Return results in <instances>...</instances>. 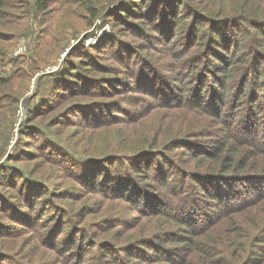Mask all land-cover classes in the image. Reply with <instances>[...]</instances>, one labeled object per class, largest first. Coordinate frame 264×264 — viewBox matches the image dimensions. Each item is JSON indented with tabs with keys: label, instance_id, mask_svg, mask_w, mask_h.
I'll use <instances>...</instances> for the list:
<instances>
[{
	"label": "rangeland",
	"instance_id": "1",
	"mask_svg": "<svg viewBox=\"0 0 264 264\" xmlns=\"http://www.w3.org/2000/svg\"><path fill=\"white\" fill-rule=\"evenodd\" d=\"M259 1H262L261 7L264 6V0ZM172 2L164 3L170 5L168 12L164 14L163 6L153 0H109L97 5V14L91 17L89 10L85 8L86 0H46V8L34 9L35 16L20 18L18 23L11 26L13 38L6 46V59H0V77H9L11 82V86L2 84L1 87L5 91L13 89L17 95L11 119L5 112L6 108H0V264H69V260L78 262L76 264H166L160 261L148 263L142 261V258L155 253L166 255L169 252L166 249L171 250L175 245H179L177 242L180 239L172 238L184 232L183 229H177L179 224L166 216L149 211L129 210L122 215L129 218L123 220L115 229H99L89 215L90 206L84 211L80 207L81 202L76 199L79 185L75 178L81 176L83 170L91 164L87 162L85 166L77 163L75 158H86L88 154L101 153L108 155L105 157L109 159L106 160L108 164H124L123 158L119 160L120 158L114 159L113 156H125L147 146L140 142L139 133L143 128L148 126L152 131L162 129L163 126L157 127L153 121L159 110H154L149 116L133 122L123 123L118 122V119L125 115H136L138 111L145 110L154 103L160 104L159 101L165 102V99L174 98L176 92L169 87L164 91L161 83H173L175 88L180 85L181 81L174 77L182 68H177L176 72L169 69L173 64L180 66L177 62L178 53H184L180 59L187 65V70L191 67L189 65L193 59L202 58L199 56L202 50L207 53L209 46L212 50L208 51V55L217 56L213 52L214 48L222 45L225 38L219 41L217 37L214 40L211 38L208 46L192 45L194 37L187 34L190 29L187 26L192 19L200 20V17L187 14L186 18H180L181 14L177 16L176 12L182 13L184 8L179 7V2ZM250 3L251 6L259 5L253 0ZM122 8L126 9V12H123ZM127 13L128 15H123ZM175 18L183 21V24H176ZM185 22L188 23L185 25ZM161 27L166 29L164 33L159 31ZM216 28L224 32V23L216 24ZM197 37L198 35L196 39ZM9 57L11 60H7ZM128 61H134L135 67L138 63L144 67L142 74L136 76L140 85L134 84L130 68L124 67ZM219 62L216 59L212 69L223 64L222 61ZM72 65L75 68H72ZM71 69L76 70L77 76L69 74ZM243 70L235 74L240 73L241 76ZM209 72L213 75L209 84L214 87L218 84L217 77L215 78L211 70ZM62 79L65 80L63 85ZM195 79L198 78L195 76ZM125 80L130 88L121 90L120 88L125 87ZM253 80L257 94L248 97L246 101L245 96L241 97L240 100L244 102L240 106L236 105V101H229V96H226L227 104L223 108L230 112V116L234 115L235 111H240L238 119L244 118L245 123L250 124L247 131H238L241 137L249 138L250 141L227 142L229 146L247 153L248 158L253 156L252 144L262 145L264 140V94L261 93L264 89L259 90L261 84H264V72ZM32 82L33 88L30 87ZM216 87V93L223 91L219 85ZM154 90L157 91L158 100L155 99ZM192 92L197 96L195 91ZM190 94L191 92L187 91L183 96L180 93L178 97L191 100ZM0 102L6 103V99L1 97ZM85 102L95 105L92 107L97 113H101L99 109L113 106L109 109L110 112H107L106 118H102L103 126L89 127L91 123L98 122L101 116L98 119L85 118L87 124L78 122L82 120V103ZM202 102L204 100L199 103L206 106ZM130 105L134 106V111L128 108ZM218 105L219 102L215 100L210 109L219 111ZM165 112L170 115V122L173 123L168 129L174 133L172 136L187 135L194 130L195 135H200L193 138V141L199 144H189L185 151L206 149L204 144L210 145L212 140L229 131L230 126L226 125V122L231 120L228 117H225V123L214 131L217 136L211 133L206 137L200 132L201 126L196 125L195 113L188 109ZM237 124L238 121L235 122V125ZM182 148L177 146L178 150ZM183 152L184 150L178 156H172L176 163L187 169H199V158ZM255 155L258 160H254L252 167L264 171V156L260 153ZM252 160L250 157L248 163ZM211 166L208 161V167ZM263 183L264 177L250 180L241 189L234 188L230 192L231 196H226L221 202H227L226 206L232 207L252 199L264 192ZM246 187L249 188L248 191ZM92 197H95L94 193L89 199ZM35 199L32 208L30 203ZM202 200L209 201L208 194L204 195ZM211 205L214 203L209 202L206 205L199 202L196 215L201 214L202 209H211L214 212L209 218L215 216V221L218 219L215 214L218 205L209 208ZM250 211L240 223L243 230L251 228L252 220L264 215V206H254ZM182 212L186 213L183 210ZM61 213L67 216L64 222L68 225L64 226L60 234L62 222H56V218L63 217ZM114 217H118L117 214H114ZM201 218L202 215L193 218L188 225ZM221 219L220 217L217 221ZM37 223H46L48 226L38 228ZM201 226L203 230L209 228V224L204 222L199 225L195 223L193 228ZM207 229L205 232L210 230ZM220 230L222 228L216 225V231ZM48 232L52 236L51 242L54 237L59 236L54 244L64 246L62 251L51 249L49 252L48 246H40L44 237L46 240ZM156 233H159L155 238L161 242V246L154 242ZM261 236L263 238L258 243H264V234ZM106 238H109L115 247L105 244ZM167 239L176 241L166 242ZM81 242L82 246H79ZM134 243L138 245L129 246L125 251L120 250L124 245ZM70 244L72 247L68 248ZM128 252L136 255L131 257ZM31 253L35 256L33 261L29 260ZM182 256H187L185 251H182ZM187 262L197 264L190 256Z\"/></svg>",
	"mask_w": 264,
	"mask_h": 264
},
{
	"label": "trees",
	"instance_id": "2",
	"mask_svg": "<svg viewBox=\"0 0 264 264\" xmlns=\"http://www.w3.org/2000/svg\"><path fill=\"white\" fill-rule=\"evenodd\" d=\"M108 1L86 0L85 8L89 10L91 17H95L97 5H102ZM153 1L163 6L162 10L165 11L163 12L164 14L168 12L169 5L164 3L173 1V4L179 2V7L182 6L184 8L182 13L176 12L177 16L181 14L180 18H186L187 14L200 17V20L192 19L190 23H188L189 21L184 23L185 25L188 23L187 27L190 28L187 34L194 37L191 41L192 45L208 46V41L211 38L214 40L215 37L218 38V41L225 38L224 43L219 45V47L215 46L214 48L213 46V52L216 53V57L208 55V51L212 50L210 46L207 48V53H204V50H202L203 52L199 56L204 59H193L192 61L195 64L191 61L190 65L188 64L191 66L188 70L185 69L187 65H184L180 59L184 53H178L177 56L179 58L177 62L180 66L173 64L169 69L175 70V72L177 68L183 69L179 73L176 72L174 77L181 81L180 85H176L175 88L173 83L167 85L161 83V88L164 91L169 87L176 92L173 95L174 98L165 99V102L159 101L158 103L160 104L154 103L147 109L138 111L136 115H125L118 119V122H133L149 116L154 110H159V113L153 117V121L156 122L157 127L163 126L162 129L154 131L147 126L140 131V142L142 141V144H147V146H143L139 150L125 156H113L114 159L120 158L119 160H122L123 158L122 161L125 165L120 162L108 164L106 160L109 159L105 158L108 155H101V153L96 155L91 153L86 158H75L77 163H82L85 166H87V162H91L90 166L83 170L81 176L75 177L79 185L77 187L76 199L78 202H81L80 207L84 211L90 206L89 215L92 216V219H94L101 230L115 229L123 220L129 218L122 216L129 210H133L134 212H153L166 216L179 224L177 229H183L184 232L181 235L172 237L180 239L177 242L179 245H175L171 250L166 249L172 252V254L167 252L166 255H159L158 253L152 256L146 255L142 258L144 262L153 263L160 261L166 264H190L187 262L188 256H190L197 264H203L202 262L209 264H232V262H234L233 264H264V243H258L263 238L261 234H264V215L252 220V227L246 230H243L240 224L250 214V210L254 206L256 208L264 206V192L252 199L232 205V207L226 206L227 202H221L226 196L228 198L231 196L230 192L234 188L239 190L246 182L264 177V171L252 167L255 163L254 160H258L255 155L256 153L264 156V140L262 141V145L252 144L251 153L253 156L250 155V157L253 160L248 163L250 157H247V153L229 146L227 142L235 140L240 142L250 141L249 138L241 137V134L238 133L240 129L247 131L250 124L248 122L245 123L244 118L238 119L240 111H235L234 115L230 116V112L223 109L227 104L226 96H229V101H236L238 102L236 105L240 106L244 102L240 100L241 97L245 96L246 101L249 99L248 97L257 94L258 90L256 91L255 89L253 79L259 78L261 73L264 72V6L261 7L262 1L253 0L255 3H259V5L255 4L252 6L250 5L251 0ZM173 4H171V7H173ZM46 6V0H0V59H6L5 55L7 51L5 49L8 48L6 46L13 38L11 26L18 23L20 18L28 19L31 15L35 16L34 9L41 10L46 8ZM138 8L140 9V7ZM174 8L176 9L177 7L175 6ZM122 10L126 12V9L122 8ZM123 15L126 16L128 13ZM175 23L183 24V21L175 18ZM219 23H224V32L216 28V24ZM159 31H163L164 33L166 29L161 27ZM196 35H198L197 39ZM201 38L202 42H200ZM206 56L208 57L206 58ZM216 59L220 62L222 61L223 64L221 63L220 66L217 65L215 69H212V67L214 68ZM7 60H11L10 57ZM71 64L73 63L71 62ZM124 67L130 68V75L134 84L140 85L139 79L136 76L142 74L144 67L140 63L135 67L134 61L125 62ZM72 68H75L74 65H72ZM241 69H244L241 76L240 73L236 75L235 72ZM210 70L215 75V78L217 77L218 84L214 87L209 84L213 76L210 74ZM76 73V70L71 69L69 74L77 76ZM220 73H223L224 77L223 75H219ZM180 76H182L181 79ZM195 76L198 79H195ZM232 77L235 78L231 79ZM195 80L197 81L195 82ZM64 81V79L61 80L62 85ZM69 81L67 82L69 83ZM224 81H228L229 83L226 84ZM235 82L236 84H234ZM2 84L11 86L9 77H0V98L6 99V103L0 102V108H6L5 112L8 113L9 119H11L16 107L17 95L13 89L5 91L1 87ZM123 84L125 87L120 88L121 90L130 88L126 80L123 81ZM200 84H202L201 88ZM196 85L199 86L196 87ZM218 85L223 89L220 93L215 92ZM251 88L252 91H250ZM262 89H264V84H261L259 90L261 91ZM178 91L180 92L178 93ZM187 91L191 92V100H183L178 97L180 93L183 96ZM192 91H195L197 96ZM156 92L154 90V96L158 100L159 96L156 95ZM261 93L264 94V91H261ZM259 95L261 94L259 93ZM201 100H204L202 103H205L206 106L199 103ZM215 100L219 102V111H212L210 109ZM53 103H55L54 100ZM82 105V120L78 121L81 124H87L85 118L98 119L101 116L98 122L91 123V126H89L93 128L103 126V123H101L102 118H106L107 112H110L109 109L113 107L111 105L106 107V109L98 108L101 113H97L92 107L95 105L87 102L82 103ZM128 108L131 111L135 109L133 105H130ZM173 109H188L195 113L197 119L196 125L199 124L201 126L200 132L202 136L208 137L211 133L213 136H217L214 131L225 123V117L231 120H227L226 122V125L230 126L228 127L229 131L223 132L220 138L212 140L210 145L204 144L206 149L198 148L185 151V148L189 144H199L193 141V138L200 135H195L196 131L194 130L188 132L187 135L172 136L174 133L169 132L168 129L173 126V123L170 122L171 117L165 111ZM236 121H238L237 125H235ZM159 142L161 143L160 146L158 145ZM177 146L183 148L178 150ZM183 150V153L199 158V169H187V167H182L176 163L172 156H178ZM137 158H140V160H137ZM208 161L212 165L211 167H208ZM246 190L248 191L249 188L246 187ZM92 193L95 194V197L89 199ZM206 194H208L209 201L202 200V197ZM35 202L36 199L30 203L32 204V208H34ZM199 202L206 205L209 202L214 203L209 208L218 205V211L215 214L218 215V219L220 217L222 219L214 221L215 216L210 219L209 216L214 212L211 209H202L200 211L201 214L196 215L198 213L196 207ZM182 210L186 213H183ZM61 214L63 217L58 216L56 218V222H62L60 234L64 230V226L68 225L67 222H64L67 216L64 213ZM114 214H117L118 217H114ZM235 214L238 215L235 216ZM199 215H202L201 220L204 224H209V228H207L210 230L206 228L208 231L205 232L206 229L203 230L202 226L193 228L195 223L197 225L202 224L201 220H194V222L188 225V223L193 221V218ZM239 216L240 219H238ZM37 225L38 228L48 226L46 223H37ZM216 225L220 226L222 230L216 231ZM157 235L159 233L154 235V242L161 246V242L155 238ZM51 237V234L48 232L46 240L44 237V242L40 246H48L50 248L49 252H51V249L58 252L62 251V247L64 246L54 244L57 236L54 237L52 242L50 241ZM82 239L84 240V237ZM106 240L105 244L115 247V245L110 243L109 238H106ZM90 241L92 242L93 240L90 239ZM169 241L176 240H166V242ZM136 245L138 243L124 245L120 250L125 251L127 247ZM79 246H82V242ZM71 247L72 245L70 244L68 248ZM182 251H185L187 256L183 257ZM258 254L263 256L258 257ZM128 255L132 257L136 253L130 252ZM33 257L35 256L31 253L29 260L33 261ZM129 261L130 259L127 262ZM68 263L76 264L78 262L69 260Z\"/></svg>",
	"mask_w": 264,
	"mask_h": 264
},
{
	"label": "built area",
	"instance_id": "3",
	"mask_svg": "<svg viewBox=\"0 0 264 264\" xmlns=\"http://www.w3.org/2000/svg\"><path fill=\"white\" fill-rule=\"evenodd\" d=\"M33 80V79H32ZM30 87L33 88V82L30 84Z\"/></svg>",
	"mask_w": 264,
	"mask_h": 264
}]
</instances>
